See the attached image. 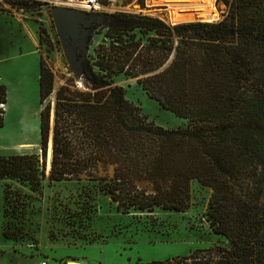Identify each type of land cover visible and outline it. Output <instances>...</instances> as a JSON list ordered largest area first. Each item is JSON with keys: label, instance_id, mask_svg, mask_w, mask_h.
I'll return each mask as SVG.
<instances>
[{"label": "trees", "instance_id": "1", "mask_svg": "<svg viewBox=\"0 0 264 264\" xmlns=\"http://www.w3.org/2000/svg\"><path fill=\"white\" fill-rule=\"evenodd\" d=\"M217 3L227 10L217 23L171 26L156 17L115 13L96 58L82 61L85 89L68 79L53 108L54 74L40 57L42 161L0 156V180L38 189L50 138L49 181L94 180L98 167L112 166L104 190L120 207L184 212L196 180L213 190L207 222L229 247L199 250L175 263L264 264V0ZM46 37L40 26V41ZM197 73L202 79L195 80ZM119 76L139 78L147 96L187 120V127L166 129L150 120L115 83ZM242 81L256 86L242 90ZM141 181L152 184V193L138 188Z\"/></svg>", "mask_w": 264, "mask_h": 264}, {"label": "rangeland", "instance_id": "2", "mask_svg": "<svg viewBox=\"0 0 264 264\" xmlns=\"http://www.w3.org/2000/svg\"><path fill=\"white\" fill-rule=\"evenodd\" d=\"M217 6L220 22L227 10L221 3ZM112 7L102 12L65 8L66 13L60 16L44 4L28 5L24 12L0 4V85L6 90L0 156L35 155L42 161L40 57L54 74L53 93L48 99L53 108L57 90L68 79L85 89L82 61L96 58L106 42V32L116 24L115 13L156 17L173 26L163 11L165 7L150 8L146 0L118 2ZM40 26L47 33L42 41ZM137 34L145 42L146 37ZM194 77L202 79L198 73ZM138 79L119 76L115 83L157 125L166 129L187 127V120L177 118L149 98ZM253 85L241 83L242 90ZM31 123L34 129H27ZM27 142L33 146L18 148ZM50 161L48 146L46 178L38 189L17 180H0V264H176L175 259L199 250L229 247L207 222L213 190L196 180L191 182L190 206L184 212L161 207L140 211L120 207L104 190V185L112 181V166L98 167L94 180L83 177L81 181L51 182ZM137 185L152 193L151 183L141 181Z\"/></svg>", "mask_w": 264, "mask_h": 264}, {"label": "bare ground", "instance_id": "3", "mask_svg": "<svg viewBox=\"0 0 264 264\" xmlns=\"http://www.w3.org/2000/svg\"><path fill=\"white\" fill-rule=\"evenodd\" d=\"M147 5L152 7H165L170 24H184V23H213L220 19V10L217 6L216 0H146ZM113 10L114 7H109ZM140 8H136L139 10ZM78 70L81 72V67L78 65ZM34 129L32 123L27 129ZM33 143L21 144L18 148L31 147ZM16 148V149H18ZM49 150L51 151V141L49 142ZM69 264H81L79 262L71 261Z\"/></svg>", "mask_w": 264, "mask_h": 264}, {"label": "built area", "instance_id": "4", "mask_svg": "<svg viewBox=\"0 0 264 264\" xmlns=\"http://www.w3.org/2000/svg\"><path fill=\"white\" fill-rule=\"evenodd\" d=\"M21 1L28 4H44L49 8H73L82 9L89 12H102L108 11L109 7L115 6L118 2L123 3L126 0H0V4L3 6L13 7V3ZM16 8V7H14ZM20 12H24V7L19 9ZM116 11V10H115ZM6 103L3 99V95L0 89V123L5 117ZM41 264H47L46 261H42Z\"/></svg>", "mask_w": 264, "mask_h": 264}, {"label": "water", "instance_id": "5", "mask_svg": "<svg viewBox=\"0 0 264 264\" xmlns=\"http://www.w3.org/2000/svg\"><path fill=\"white\" fill-rule=\"evenodd\" d=\"M55 9V13L56 14H59L60 16H64V14L66 13L67 9L65 8H54ZM175 25H178V24H175ZM174 26V25H173ZM50 141H51V151H52V139L50 138Z\"/></svg>", "mask_w": 264, "mask_h": 264}]
</instances>
